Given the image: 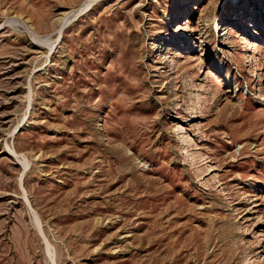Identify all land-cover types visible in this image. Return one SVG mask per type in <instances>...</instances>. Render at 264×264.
Segmentation results:
<instances>
[{"label":"rangeland","instance_id":"1","mask_svg":"<svg viewBox=\"0 0 264 264\" xmlns=\"http://www.w3.org/2000/svg\"><path fill=\"white\" fill-rule=\"evenodd\" d=\"M0 264H264V0H0Z\"/></svg>","mask_w":264,"mask_h":264}]
</instances>
